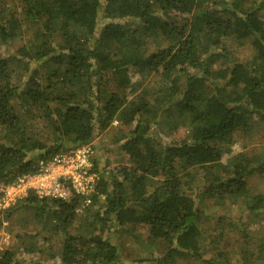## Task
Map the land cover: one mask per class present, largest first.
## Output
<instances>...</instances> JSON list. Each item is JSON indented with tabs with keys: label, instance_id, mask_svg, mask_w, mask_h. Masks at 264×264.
<instances>
[{
	"label": "trees",
	"instance_id": "16d2710c",
	"mask_svg": "<svg viewBox=\"0 0 264 264\" xmlns=\"http://www.w3.org/2000/svg\"><path fill=\"white\" fill-rule=\"evenodd\" d=\"M0 47V187L58 153H96L121 125L112 143L127 162L100 177L95 154L94 192L22 199L38 230L63 236L59 264H264V232L211 209L240 201L264 221V191L248 184L264 150L230 155L264 127V0H0ZM135 226L158 254L125 255L115 236ZM16 236L0 264H38L19 251H41L34 239Z\"/></svg>",
	"mask_w": 264,
	"mask_h": 264
},
{
	"label": "rangeland",
	"instance_id": "374dc122",
	"mask_svg": "<svg viewBox=\"0 0 264 264\" xmlns=\"http://www.w3.org/2000/svg\"><path fill=\"white\" fill-rule=\"evenodd\" d=\"M9 5L18 11V13L22 11V8L18 2H13ZM17 44L19 43H16V45ZM228 44L231 46L232 50H235L236 55L242 59H247L252 55V50L249 45L238 46L236 42L230 40L228 41ZM2 53H5L4 47H0V54ZM134 78H137V76L135 75ZM119 127L121 128L119 122L114 121L112 126L103 132L95 141L96 158L101 162L99 163L100 168L98 171L100 177L101 175L106 177L107 170L127 162L124 156L121 155V152L117 148L116 144L112 143L115 135H118L119 133ZM261 150H264V127H260L259 124H256L253 134H238L235 137V144L232 146V153L230 155H237L241 152L251 154L253 152H260ZM230 155L225 156L223 160L225 161L228 159ZM104 165H107V167L103 168ZM194 178H196L194 179V182L198 183L199 179L197 181V178H200V176L197 177V175H195ZM248 184L253 188L264 191V177L257 175L254 177L252 176L248 179ZM22 201L23 200L19 201L15 207L11 209V213L9 215H5L4 220L7 222L6 224H4L2 220L0 221V254H2L4 250L12 248L14 245L16 246V244L20 243L16 236L17 233L26 232V242L28 243L31 238L34 239L32 242L35 243L38 249L41 251L28 253L20 248V254L24 259L29 260V262L38 261V264H59L60 258L58 257L57 253L62 247L63 236L56 233L52 235H45L47 233L46 231L38 230L39 227L34 217H32L28 211H25V209L19 208L22 206ZM93 208L96 209V206L93 205ZM211 209L212 212H217L218 215H227L233 220L238 219L243 222H247L249 225L247 227L248 230L251 232L253 231V233L264 232V221H257L255 218L248 217V213L244 210L240 201L234 204H227L226 208H218L212 204ZM21 215H23V219L20 221ZM212 225L213 222L211 224H205L203 226V232L207 235L213 234L216 231L220 232V230L215 231L214 227L212 228ZM224 233L225 238H227L226 240L224 239L226 242L231 241L232 238L235 239V232H232L230 228L227 227ZM6 235H9L7 240L5 239ZM45 236H49V238L45 239ZM115 238V241L122 244L125 255L131 259H141L146 257L149 253H153L154 255L161 251L159 246L149 244L150 239L148 238L147 229L144 226L130 227V230L124 228L123 233L119 236L116 235ZM224 240H221L219 244L223 245ZM206 243L207 244L205 246H207L208 251L203 253V257H213L216 251H212L213 246L210 242ZM179 264L186 263L181 262ZM234 264H240L238 256H235Z\"/></svg>",
	"mask_w": 264,
	"mask_h": 264
},
{
	"label": "built area",
	"instance_id": "2783aa9c",
	"mask_svg": "<svg viewBox=\"0 0 264 264\" xmlns=\"http://www.w3.org/2000/svg\"><path fill=\"white\" fill-rule=\"evenodd\" d=\"M94 158L93 146L82 145L40 161L36 172L21 175L1 186L0 221L6 224L5 213L30 193L39 198L69 200L75 194L94 192L99 178L93 171ZM8 237L6 235L5 239Z\"/></svg>",
	"mask_w": 264,
	"mask_h": 264
}]
</instances>
